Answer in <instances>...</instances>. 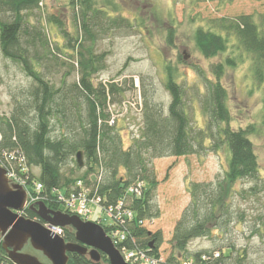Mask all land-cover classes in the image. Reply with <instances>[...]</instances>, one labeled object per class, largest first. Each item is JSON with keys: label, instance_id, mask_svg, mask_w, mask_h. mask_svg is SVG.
I'll return each instance as SVG.
<instances>
[{"label": "trees", "instance_id": "1", "mask_svg": "<svg viewBox=\"0 0 264 264\" xmlns=\"http://www.w3.org/2000/svg\"><path fill=\"white\" fill-rule=\"evenodd\" d=\"M43 2L0 0L1 55L27 80L24 87L9 88L13 110L9 116H0V164L27 180L30 187L41 184V195L47 197L44 203L55 211L61 206L53 190L69 194L78 182L102 199L103 208L127 199L135 220L126 224L129 238L120 250L142 252L158 264H264V177L250 139L254 128L234 130L230 126L229 96L221 82L224 66H212V77L199 72L204 92L196 97L204 128L190 117L186 90L167 67L164 86L169 105L155 102V93L144 89L141 135L127 145L109 111L110 104L124 99L126 88L114 81L95 82L105 70L107 57L95 49L103 18L108 20L102 32L128 31L130 22L106 18L108 12L93 9L94 4L83 9L89 1L71 0L73 10L79 8L74 16L78 34L73 35L64 30L57 16L43 17ZM213 24L216 31L196 32L201 55L211 59L227 52L230 38H234L237 47L251 56L257 81L264 82V15L258 21L243 15ZM47 26H55L66 44L53 41ZM226 64L233 67L235 61L228 59ZM142 82L144 87V79ZM4 85L0 76V87ZM262 127L264 135V109ZM80 152L85 159L83 168L77 163ZM220 153L227 160L224 175L187 186L191 201L174 227L170 242L174 253L161 261L163 234H152L140 224L161 216L155 203L158 182L152 162ZM34 169L39 175H34ZM139 183L144 184L142 195L128 196V189ZM22 215L38 218L28 209ZM64 239L75 243V233L66 229ZM198 239L212 241L213 248L189 252L191 242ZM0 264H13L1 240ZM69 264L96 263L69 254ZM97 264H109V260L102 255Z\"/></svg>", "mask_w": 264, "mask_h": 264}, {"label": "rangeland", "instance_id": "2", "mask_svg": "<svg viewBox=\"0 0 264 264\" xmlns=\"http://www.w3.org/2000/svg\"><path fill=\"white\" fill-rule=\"evenodd\" d=\"M89 1L82 8L91 4L107 11V16L123 18L130 22L131 29L106 30L107 20L100 21L97 33L96 53H106L105 70L96 76V83L114 81L126 88L120 104H110L109 111L116 125L122 130L127 145L133 138H139L142 128L143 91L155 93V102L169 105L171 99L166 91V68L172 69L177 80L186 90L187 111L199 128H204L205 119L199 109L196 94L204 92V85L199 72L212 77L211 67L224 66L222 85L228 92V106L231 111L230 126L234 130L254 128L250 139L264 177V135L262 116L264 109V82L259 83L253 74L252 58L237 47L234 38H230L227 52L215 58L206 59L198 51L195 35L199 29L216 31L213 21L223 18L234 19L243 15L254 16L256 20L264 15V0H82ZM112 1V3H110ZM43 17L57 16L69 33L75 28V13L71 0H44ZM51 27V26H50ZM47 26V32L53 41L66 44V39L55 26ZM108 27H106L107 29ZM54 44V43H53ZM55 47V44L53 45ZM184 57L187 59L184 60ZM228 59L235 61V66L226 64ZM0 76L6 85L0 87V116H9L13 110L9 88L24 87L27 83L11 62L3 59L0 52ZM144 79V87L142 80ZM70 80H73L70 79ZM85 162V159H84ZM156 174L157 187L155 203L161 216L146 221L144 227L152 234L161 232L164 243L160 248L161 261H166L174 250L171 245L174 227L183 211L190 204L187 186L196 182H212L222 177L227 168L225 153L209 154L205 157L189 156L183 158L157 159L152 162ZM39 175V170H33ZM243 186H248L244 184ZM99 208L93 207L95 213ZM90 215V220L99 217ZM103 223L108 222L102 215ZM213 248V242L198 239L189 245V252ZM24 252L37 256L47 262L39 252L26 247Z\"/></svg>", "mask_w": 264, "mask_h": 264}, {"label": "water", "instance_id": "3", "mask_svg": "<svg viewBox=\"0 0 264 264\" xmlns=\"http://www.w3.org/2000/svg\"><path fill=\"white\" fill-rule=\"evenodd\" d=\"M77 163L84 167L82 152ZM27 200V191L11 182L7 170L0 165V240L13 264H69V254L86 256L96 264L101 263L102 255L109 264H128L102 226L49 209L43 202L28 208L39 220L28 219L21 215L27 209ZM45 224L72 230L77 243H67L63 237L53 235ZM26 247L42 254L47 262L24 252Z\"/></svg>", "mask_w": 264, "mask_h": 264}, {"label": "built area", "instance_id": "4", "mask_svg": "<svg viewBox=\"0 0 264 264\" xmlns=\"http://www.w3.org/2000/svg\"><path fill=\"white\" fill-rule=\"evenodd\" d=\"M3 168L7 170V175L11 182L23 187L27 191V208L40 202H44L47 197H43L41 195L44 189L41 184H36L33 187H30L27 180L18 177L17 174H15L11 169H8L5 165ZM143 189L144 184L139 183L136 186L130 187L127 194L128 196L135 195L140 197ZM53 191V196L56 198L57 203L60 204L64 213L78 216L84 222L93 221L100 225H105L108 230L107 235L119 249L125 262L128 264H158L156 260L148 258L142 252L129 251L126 249L120 250L121 245L129 238V234L126 231V224L135 220L134 212L129 208V202L127 199H120L115 205L103 208L101 205L102 199L98 196H92L91 189L86 188L82 182H78L74 191L69 194H67V190ZM93 207H98L99 209L94 213L91 210ZM92 212L99 217H96L97 219L90 220ZM102 215H106L109 221L103 223ZM140 224L144 225L143 222ZM45 227L49 229L53 235L64 238L65 230L63 228L53 227L48 224H45Z\"/></svg>", "mask_w": 264, "mask_h": 264}, {"label": "clouds", "instance_id": "5", "mask_svg": "<svg viewBox=\"0 0 264 264\" xmlns=\"http://www.w3.org/2000/svg\"><path fill=\"white\" fill-rule=\"evenodd\" d=\"M93 222V221H92ZM94 223H97V222H94ZM98 224V223H97ZM98 225H100V224H98ZM100 226H102V225H100ZM103 227V226H102ZM104 228V227H103ZM104 230H105V228H104ZM106 232V231H105ZM107 234V233H106Z\"/></svg>", "mask_w": 264, "mask_h": 264}, {"label": "flooded vegetation", "instance_id": "6", "mask_svg": "<svg viewBox=\"0 0 264 264\" xmlns=\"http://www.w3.org/2000/svg\"><path fill=\"white\" fill-rule=\"evenodd\" d=\"M55 211V210H54ZM37 219H39V218H37ZM64 230H66V229H64ZM70 230V229H69ZM75 243H77V241L75 242Z\"/></svg>", "mask_w": 264, "mask_h": 264}]
</instances>
